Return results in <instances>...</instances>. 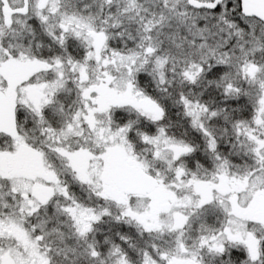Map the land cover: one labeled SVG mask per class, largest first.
<instances>
[{"label":"snow or ice","instance_id":"snow-or-ice-1","mask_svg":"<svg viewBox=\"0 0 264 264\" xmlns=\"http://www.w3.org/2000/svg\"><path fill=\"white\" fill-rule=\"evenodd\" d=\"M0 264H264V0H0Z\"/></svg>","mask_w":264,"mask_h":264}]
</instances>
